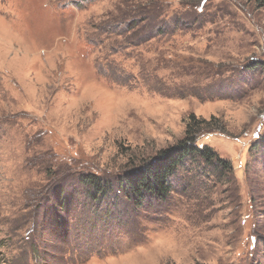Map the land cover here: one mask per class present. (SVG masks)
<instances>
[{"label":"rangeland","instance_id":"374dc122","mask_svg":"<svg viewBox=\"0 0 264 264\" xmlns=\"http://www.w3.org/2000/svg\"><path fill=\"white\" fill-rule=\"evenodd\" d=\"M0 264H264V0H0Z\"/></svg>","mask_w":264,"mask_h":264},{"label":"trees","instance_id":"16d2710c","mask_svg":"<svg viewBox=\"0 0 264 264\" xmlns=\"http://www.w3.org/2000/svg\"><path fill=\"white\" fill-rule=\"evenodd\" d=\"M204 121H196V118L193 116L192 124H189L186 132L187 138L182 145L165 152L161 159L148 163L140 171L127 175L123 181V185L128 186L130 194L135 192L140 196L143 190L149 192L155 191L162 194L166 193L169 191V178L188 156L190 157L199 153L201 158L206 161H212L218 157L211 148H199L197 146V139L193 130L194 128L201 129V123H206ZM219 162L227 165L222 159Z\"/></svg>","mask_w":264,"mask_h":264}]
</instances>
